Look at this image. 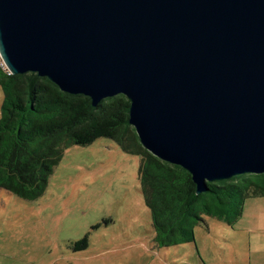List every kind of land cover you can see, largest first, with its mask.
Wrapping results in <instances>:
<instances>
[{"label": "water", "instance_id": "water-1", "mask_svg": "<svg viewBox=\"0 0 264 264\" xmlns=\"http://www.w3.org/2000/svg\"><path fill=\"white\" fill-rule=\"evenodd\" d=\"M0 61L96 108L207 183L264 174V0H0Z\"/></svg>", "mask_w": 264, "mask_h": 264}, {"label": "rangeland", "instance_id": "rangeland-1", "mask_svg": "<svg viewBox=\"0 0 264 264\" xmlns=\"http://www.w3.org/2000/svg\"><path fill=\"white\" fill-rule=\"evenodd\" d=\"M139 165L100 138L65 149L39 199L0 188V264H261L264 197L247 199L231 227L204 217L192 243L157 249Z\"/></svg>", "mask_w": 264, "mask_h": 264}, {"label": "trees", "instance_id": "trees-1", "mask_svg": "<svg viewBox=\"0 0 264 264\" xmlns=\"http://www.w3.org/2000/svg\"><path fill=\"white\" fill-rule=\"evenodd\" d=\"M0 188L22 200L35 201L69 146H86L100 138L140 158L138 180L150 213L157 249L189 244L204 217L231 227L247 199L264 197V174L207 183L195 194L188 172L144 150L128 123L129 101L122 95L93 108L89 98L62 93L35 74L8 75L0 61ZM87 248L84 237L73 251Z\"/></svg>", "mask_w": 264, "mask_h": 264}, {"label": "crops", "instance_id": "crops-1", "mask_svg": "<svg viewBox=\"0 0 264 264\" xmlns=\"http://www.w3.org/2000/svg\"><path fill=\"white\" fill-rule=\"evenodd\" d=\"M261 257L263 260H261V264H264V248L263 250L261 251Z\"/></svg>", "mask_w": 264, "mask_h": 264}, {"label": "built area", "instance_id": "built-area-1", "mask_svg": "<svg viewBox=\"0 0 264 264\" xmlns=\"http://www.w3.org/2000/svg\"><path fill=\"white\" fill-rule=\"evenodd\" d=\"M1 66L6 71V73L9 75L8 71L5 69V67L2 65V63H1Z\"/></svg>", "mask_w": 264, "mask_h": 264}]
</instances>
